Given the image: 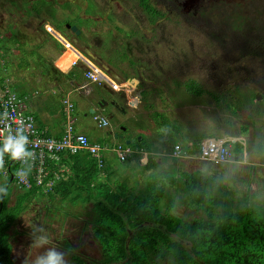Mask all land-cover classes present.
Returning a JSON list of instances; mask_svg holds the SVG:
<instances>
[{
  "label": "rangeland",
  "instance_id": "374dc122",
  "mask_svg": "<svg viewBox=\"0 0 264 264\" xmlns=\"http://www.w3.org/2000/svg\"><path fill=\"white\" fill-rule=\"evenodd\" d=\"M44 1L46 4L42 0L33 4L31 0H0L1 78L9 73L24 85L30 79L28 86L31 91L40 88L46 93L47 89L44 90L41 78L45 76L47 79L48 75L58 71L54 64L60 47L51 35L45 33V24L50 22L69 35L71 30L67 26H76L81 30L80 38L104 62L120 72L124 70L141 79L144 91L148 92L145 96L149 98L146 100L149 115L150 111L152 116L160 115L158 121L161 127L156 130L157 135L162 136L168 129L170 134L165 133L166 138L180 145L194 142V133L204 136L227 134L231 138H243L247 152L250 153L253 148L255 152L264 154V55L261 56L264 45V0H241L243 7L240 10L227 6L220 11H212L208 7L206 11L198 10L196 15L193 11L177 9L170 4L169 12L165 11L166 16L163 14L156 17L145 12L138 0ZM160 1L154 0L156 4L153 5L159 11L164 8ZM139 3L148 5L147 0H139ZM16 38L21 45L16 43ZM5 44L10 47L9 54L1 51ZM80 75L81 73L77 74ZM190 80L199 82L211 93H220L222 96L233 93L235 100L238 98L240 102L227 104L222 99L214 100L208 95H191L185 89V83ZM11 83L13 82L9 84ZM9 84L7 83L11 88ZM93 88L94 86L90 87L92 90ZM14 91L20 94L17 90ZM81 92L73 90L71 100L76 106L74 115L79 120L82 119V123L90 125L88 131L91 140L104 149H107L106 144L110 142L112 145L117 143L114 135L108 132L116 135L129 124L137 127L138 131L146 130V118H139L134 123V119L117 110L115 112L111 105L105 109L98 105L99 114L112 115V118L108 128L95 130L94 114L87 111L92 97L84 96ZM98 93L102 94L104 91L99 89ZM92 95H95L94 92ZM107 98L105 92L103 100L109 103ZM46 104L58 115L57 118H62V98L51 95ZM86 111L88 114L85 116ZM37 118L41 124L44 123L41 116ZM150 119L152 124H156L155 127H159L151 116ZM139 143L138 140L137 144ZM257 145L262 146V151ZM165 146L162 142L161 147ZM151 150L156 151V147L151 146ZM102 155L104 171H110L113 175L108 180L100 177L101 182L109 185L107 181L135 185L134 195L140 194L141 198L146 196L149 202H153L157 186L150 184L153 180H148L152 177L158 181L159 177L148 176V172L141 176L144 168L138 169L134 177L128 171L123 175V169L128 168L127 165L122 166L116 159L115 163L107 165L104 152ZM243 158L236 171L227 173L223 178L224 182L219 184L231 191L232 195L227 196L226 192L215 189L212 195L216 200H209L213 207L207 210L202 206V210L199 209L200 206H191L189 200L177 201L174 195L168 194V206L175 205L170 213L192 221L208 214H222L223 210L228 209L232 211L231 216L235 217L240 216V208L243 209L249 203V209L254 210L250 215L252 219L264 221V169H258L259 165H264V155L260 158L257 154H249ZM202 167L207 168V164L204 163ZM4 174L0 170V192ZM196 175L190 176L196 178ZM171 176L172 180L185 184L187 179L189 182L193 179H186L185 174ZM207 177H211L209 173ZM195 185L200 186L197 183ZM239 186L243 191L249 192L244 193ZM15 197L14 190L10 198L11 205L15 203ZM259 197L261 203L260 200L257 202ZM252 198L256 206L251 203ZM214 201L219 202L216 204ZM232 202L234 209H231ZM91 205L53 204L48 213L46 207L49 205L44 202L33 203L16 225L21 233L15 234V240L12 241L16 264H45L49 253L59 257L57 264H81L82 260L76 255L81 256L87 264H102L109 236L118 237V233L123 230L118 222H114L111 225L115 230L114 235L103 232L97 236L95 229L98 220H95L94 225V219L98 216L95 215V207ZM104 225L105 223L101 226ZM160 264L174 263L166 258L160 260Z\"/></svg>",
  "mask_w": 264,
  "mask_h": 264
},
{
  "label": "trees",
  "instance_id": "16d2710c",
  "mask_svg": "<svg viewBox=\"0 0 264 264\" xmlns=\"http://www.w3.org/2000/svg\"><path fill=\"white\" fill-rule=\"evenodd\" d=\"M147 11L152 17L160 16L159 12L151 9ZM48 24L53 26L50 22ZM54 28L70 39L63 29ZM53 40L62 48L54 38ZM15 41L20 44L18 38ZM3 47L1 51L9 54L10 47L7 44ZM262 48L261 56L264 55V45ZM4 82V78L0 77V86ZM185 89L191 95H208L214 100L222 99L227 104L240 102L237 97L235 100L233 93L223 96L220 93H211L194 80L186 82ZM147 93L144 92V96ZM153 117L158 120L160 115ZM197 142L199 149L204 152L217 149L219 152L227 145L222 144L221 139L215 136H199ZM133 144L141 148V143H131L129 146ZM175 147L180 148L174 146V149ZM241 147L242 144L237 141V150H241ZM260 149L262 151V147ZM180 150L182 151L181 148ZM58 154L60 162L49 159L45 165L46 178L43 185L32 182L27 189L20 188L17 176L20 169L30 174L31 166L10 160V154L3 153L4 162L0 163V170L5 173L0 192V264H16L12 241L15 240V234H21L16 225L35 202L49 205L46 207L48 213L53 204H92L91 207H95V215L98 216L94 219V225L95 220H98L95 229L97 236L103 232L114 235L115 230L111 225L118 222L123 231L118 233V237L109 236L110 241L108 249L104 247L102 264H160V260L166 258L171 259L174 264H264V221L252 219L250 215L254 210L249 209V203L243 209L240 208V216L235 217L231 216L232 211L228 209L223 210L222 214H208L205 215L207 219L201 217L192 221L170 213L175 205L168 206L167 203L169 185L180 187L179 196L175 200H189L191 206H200L199 209L203 206L210 210L213 205L209 204V200H216L212 195L213 190L219 189L220 192H226L227 196L232 195L224 186L220 187L219 184L224 179L209 178L205 174H197L195 178L185 174L186 179L193 178L192 182L187 179L186 184L183 182V185H177L178 181H169L163 177L156 181L151 177L148 182L153 180L150 184L157 186V194L153 202H149L146 196L141 198L140 194L134 195L135 185L107 181L109 185L101 182L100 177L108 180L111 174L104 171L105 163L104 166H99L98 161L89 154H71L67 151ZM135 175L136 173L132 174L133 177ZM196 183L200 186L197 187ZM14 190L16 201L12 200L15 203L11 205L10 198ZM214 202L217 204L219 201ZM233 202L231 209H234ZM103 223L104 227L101 226ZM76 256L82 260L81 264H87L81 256Z\"/></svg>",
  "mask_w": 264,
  "mask_h": 264
},
{
  "label": "crops",
  "instance_id": "0c3cea01",
  "mask_svg": "<svg viewBox=\"0 0 264 264\" xmlns=\"http://www.w3.org/2000/svg\"><path fill=\"white\" fill-rule=\"evenodd\" d=\"M45 33L47 34V32ZM50 37L52 38V36ZM70 40H73V39L71 38ZM62 52H63V48L60 47L58 49V54L56 56L57 58L54 64L55 65L54 68H56L58 71H55L54 73H52V75L51 74L48 75L47 79L45 76L41 78L43 79L42 86L44 87V90L47 89L46 93H43V91L40 88H34L33 91H31L30 87L28 86L29 83H31L30 79L28 81L26 80L27 83H25L24 85L23 82H21V80H18L17 78L12 77L11 75H9V73H7V75L4 77L6 85L7 83L9 84L10 82H13L9 85L14 90H17L21 95L26 96L28 98L27 111L32 113L35 116L40 130L45 131L48 136L53 137V138H61L64 135V131L67 125L66 105H64L63 103L64 106L62 108V118H57L58 115L53 111V109H51L50 106L46 104V101L51 97V95L59 96V98H62L63 101L69 100L71 103L75 105V103L71 100L72 95H73V90L74 91L81 90L83 92L81 93L84 96L89 97L90 95L92 97V100L87 105V111L90 113V110L94 108L96 110V114L102 116L103 118H107L110 122L112 115L105 116V115L99 114V108H98L99 103L103 101V94L107 92V95H108L107 100L109 101L108 105H111L112 101L120 104V109H117L113 105H111L114 111L117 110L118 113L124 114L128 116L129 118L134 119L133 120L134 123H137V119L139 118H142V117L146 118L144 120L146 122L144 123L145 128H146L145 131H142V130L138 131L137 127H134L132 124H129L127 125V127H123L120 133H117L118 138L116 137L115 134L108 132V134L114 135V138L117 143H115L114 145H112L111 142L109 144H106L107 150L104 152L106 163L107 165H109L110 163H115L114 160L116 159L122 164V166L127 165L128 168L123 169V175H125L127 171L132 175L136 173L138 169L144 168V171L142 172L141 176L144 175L146 172H148L147 174L148 176L163 177L164 179L169 180V181L172 180V176H171L172 174H182V175L183 174H188V175L205 174V175H208V173H209V176H211L210 178L214 177V178H217L218 180V179L225 178V176H227V173L229 174L231 172L236 171L237 166L242 164L241 161L242 159H244L243 157H247L249 154H254V155L257 154L259 155L260 158L263 157L262 153L255 152L253 148L250 150L251 151L250 153L247 152L245 149L246 144L244 143L245 141L243 138H236V137L231 138V136L227 134H209L208 135V137L215 136L221 139L222 144H227L228 146L231 147L232 156L227 162H221L219 160L218 149L210 150L208 152H204L199 149V147L197 146V143H198L197 137L204 136L203 134L194 133L193 135L195 137L193 138L194 142L192 143H180V145H178L177 142H173V143L170 142L169 138H166L165 136V133L170 134V132H168V129L165 131V133L161 134L162 136L156 134V130L159 129L161 125L158 121L159 119L157 120L153 118L152 116L153 113L151 111L149 115V112H148L149 108L146 109V106H147L146 100H149V98L144 96V92L146 91H144V87L141 84V79L138 78L137 75H133L131 73H126V72L121 74L117 68H115L114 66H110V68H112L117 73L121 74L122 76L126 78L135 77L139 80V82L134 83L135 85H137V87L131 86L132 83L130 82L126 83V85H130L133 90H126L125 94H121L119 91H117L114 95H112L109 92V90H111L109 87L101 88L96 85L87 83L84 80L85 78L83 75V72H84L83 66L81 65L71 66L70 59L73 60L75 57L70 55L68 51L66 52V56L64 57ZM71 56L73 58H71ZM79 73H81V75L77 76V74ZM43 74L44 72L41 73V75ZM23 78L24 77H21V79ZM84 86H86V89L89 91V94H87L83 89H81ZM91 86H94L95 89L94 88L93 90L90 89ZM99 89L104 91V93L99 94L98 93ZM139 90L142 92V95H143V98L141 100H139V98L137 97L138 92H140ZM93 92L95 94L94 96L92 95ZM43 95L45 96L43 97ZM106 106L102 108L105 109ZM87 111L86 113H84L85 116L88 114ZM74 112L75 110L73 111V116H74V119H76L74 123V127L76 131L78 133H83L87 135L92 143L98 144L92 141L90 138L89 131H88L90 128V125H87L86 122L82 123L81 121L82 119L79 120L77 116L76 118L74 115ZM36 116L37 117L41 116L44 123L41 124L39 118H37ZM150 116L157 123V125H159V127H155L156 124L151 123ZM95 124H96L94 126L95 130H101L104 128H108L110 126L109 124L107 127L101 128L98 126L97 122H95ZM120 135H124L125 138L120 139L119 138ZM133 139H135L136 142H138L139 140V142L141 143V148L134 144L131 146L126 145L128 140H133ZM151 140H152V143L150 144ZM144 141H145V145H144ZM164 141H167V142H164ZM237 141H239L242 144L241 150L240 149L237 150L236 148ZM162 142L163 144H166L165 148L161 147ZM119 146H123L125 150L131 149L132 150L131 155L128 156V155H125L124 152L119 151L118 150ZM151 146H155L156 151H152ZM174 146H180V148L182 149L181 157L176 158L172 156ZM261 147L262 146H258V149H260ZM128 160L130 161L128 162ZM204 163L207 164V168H205L207 169V172L202 167ZM261 168L264 169V165L258 166V169H261ZM258 169L256 168L255 171H257ZM155 170L158 171V173H153V171ZM105 172H108V171H105ZM112 175L113 174H111V176ZM231 176H233V174ZM177 185H183V184L181 182H177ZM168 187H167V190L169 191L170 194L174 195L175 197L179 196L180 187L175 188V187H172V185ZM240 187L241 186H239V188ZM240 190L243 191L242 187L240 188ZM251 190H252V187H251ZM243 192L244 193L249 192V190L248 191L245 190ZM259 200H260V197L257 202H259ZM251 203H253L254 206H256L255 200L253 198H252ZM260 203H261V200H260Z\"/></svg>",
  "mask_w": 264,
  "mask_h": 264
},
{
  "label": "built area",
  "instance_id": "2783aa9c",
  "mask_svg": "<svg viewBox=\"0 0 264 264\" xmlns=\"http://www.w3.org/2000/svg\"><path fill=\"white\" fill-rule=\"evenodd\" d=\"M46 32L51 35L63 48L62 54L66 56L68 50L75 51V58L70 62L72 66H83L84 78L89 84L104 88L109 87L114 91L133 90L130 85L118 83L109 73H107L96 61L78 49L73 42L58 32L53 26L45 25ZM87 94L89 91L86 86L82 87ZM67 107L66 118L67 125L64 135L61 138H53L40 130L34 115L27 111V99L13 90L8 88H0V150L4 148V141L11 136L19 138L24 136L27 139L25 143V154L21 159L16 160L17 163L30 165V174L20 169L17 176L20 188L31 187V183L43 185L45 181V165L49 159L56 163L61 161L58 153L62 151L70 152L71 154L87 153L92 158L98 161L99 166H104L103 152L104 149L99 144L92 143L89 137L83 133H77L74 127L75 120L73 111L75 105L69 100L63 101ZM93 119L98 123V126L107 127L110 122L107 118H103L98 114H94ZM119 151L125 155H130L131 150H125L123 146H119ZM182 151L179 147H175L172 152L173 157H181ZM232 156V149L226 145L219 151V160L227 162ZM4 157H2V162ZM50 185V184H49ZM48 185V186H49Z\"/></svg>",
  "mask_w": 264,
  "mask_h": 264
},
{
  "label": "flooded vegetation",
  "instance_id": "af4514ba",
  "mask_svg": "<svg viewBox=\"0 0 264 264\" xmlns=\"http://www.w3.org/2000/svg\"><path fill=\"white\" fill-rule=\"evenodd\" d=\"M31 1H33L32 4L37 3L36 2L37 0H31ZM42 2L45 3L44 0H42ZM87 2L89 3V1ZM160 2L164 4L163 10H161L162 12L159 11L156 7H154L156 4L154 0H147V4H148L147 6H145L143 3H139V0H138L139 6H141L145 12L149 13L147 9H151L152 11H156V13L159 12L158 14L160 16H163V14L165 15L166 12H169L170 4H173L177 9L187 10L188 12L193 11V14L195 15L198 12V10L206 11L208 7L211 8L212 11H215V10L220 11L221 9H224L227 6H230L234 10H240L243 7L241 0H161ZM69 32H70V35L67 33L69 35V38L73 39L74 37H73L72 32L71 31ZM79 44L81 48L90 47L84 40H82V37L79 38ZM93 52L94 54L98 55V53L95 52L94 50ZM250 55L252 56V54ZM98 56L101 57L100 55ZM120 73L123 74L125 73V71L123 70V72H120Z\"/></svg>",
  "mask_w": 264,
  "mask_h": 264
},
{
  "label": "water",
  "instance_id": "95a60500",
  "mask_svg": "<svg viewBox=\"0 0 264 264\" xmlns=\"http://www.w3.org/2000/svg\"><path fill=\"white\" fill-rule=\"evenodd\" d=\"M68 29L71 30L72 34L74 35V38L72 40L73 44L80 49L83 53H85L86 55H88L89 57H91L94 61H96L107 73H109L118 83L120 84H125V83H132L131 86H136L134 83L139 82V80L135 77L133 78H126L124 76H122L121 74L117 73L115 70H113L112 68H110V66H108L101 57H99L98 55L94 54L92 48L87 47V48H81L80 44H79V38L81 35V30H79L78 27L76 26H72V25H68L67 26ZM110 94L114 95L116 93V91L113 90H109ZM121 94H125L124 91H120ZM137 97L139 98V100H141L143 98L142 92L137 94ZM108 105V103H106L104 100L101 101L99 103V106L102 108L104 106ZM111 105H113L115 108L120 109V104L115 103V102H111ZM96 110L93 108L90 110V114H95ZM116 137L118 138V134H116ZM120 139H124L125 136L124 135H120L119 137ZM136 140H128L127 141V145L131 144V143H135Z\"/></svg>",
  "mask_w": 264,
  "mask_h": 264
},
{
  "label": "clouds",
  "instance_id": "9594fccd",
  "mask_svg": "<svg viewBox=\"0 0 264 264\" xmlns=\"http://www.w3.org/2000/svg\"><path fill=\"white\" fill-rule=\"evenodd\" d=\"M0 88H2V89L8 88L10 90H13L12 87L10 88L6 84H3V86H0ZM23 97H26V96H23ZM26 99L28 100L27 97H26ZM25 143H27V139H26V137H24L22 135L19 136V138H14L11 136L7 137L6 140L4 141V148L2 150H0V162H2L3 153H5V152L9 153L11 156V159H13V160L21 159V157L25 154V148H24ZM129 150H131V149H129ZM131 153H132V150H131ZM62 172H64L63 169H62ZM58 260H59V257H57L54 253H49L48 260L45 262V264H57Z\"/></svg>",
  "mask_w": 264,
  "mask_h": 264
},
{
  "label": "bare ground",
  "instance_id": "6f19581e",
  "mask_svg": "<svg viewBox=\"0 0 264 264\" xmlns=\"http://www.w3.org/2000/svg\"><path fill=\"white\" fill-rule=\"evenodd\" d=\"M68 51H70V52H72V53H73V55H72V56H74V57L76 56V55H75V51H74V50H72V49H71V50H68Z\"/></svg>",
  "mask_w": 264,
  "mask_h": 264
}]
</instances>
